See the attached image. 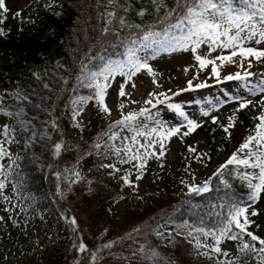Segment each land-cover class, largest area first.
Returning <instances> with one entry per match:
<instances>
[{
	"label": "snow or ice",
	"instance_id": "snow-or-ice-1",
	"mask_svg": "<svg viewBox=\"0 0 264 264\" xmlns=\"http://www.w3.org/2000/svg\"><path fill=\"white\" fill-rule=\"evenodd\" d=\"M137 2L141 3L139 9L133 6L132 0H97V7L102 6L104 9L99 13L104 21V26L100 29L101 35L111 34L115 37L116 43L108 42L107 46L101 43L100 51L95 56H88L85 61L80 62L76 75L77 86L90 89L91 94L72 99V119L75 121L84 111L83 106L90 101L94 102L97 109L105 116H111L112 108L106 99L113 81H116L117 77L122 78L117 89L120 118L109 123L108 129L103 133L107 140L97 142L93 147L97 150V154L101 148H104L106 152L118 158L116 163L103 165L112 172H121V167L118 165L130 166L124 169L120 179L125 186L135 190L137 187L135 182L143 178L148 161L158 160L165 155L167 141L175 136L183 139L202 126V122L189 118L182 104L173 102L172 98L182 92L209 87L206 81L193 83V79L198 80L200 72L206 69L210 70V78L215 79L217 83L240 82V88L247 95L238 93L229 96L228 101H219L218 104L222 106L223 103L235 101L238 104L235 112L258 105L260 110L259 114L253 117L256 121L254 126L247 130L248 134L236 151L219 165L212 176L199 184L195 183V177L192 183L186 181L181 183L187 187L189 197L202 196L212 191L214 177L221 178V183L228 186L227 181L222 177L231 166L232 174L244 182L248 189L246 201L219 205L222 211L213 213L216 216V223L211 227L203 224V218L200 225L185 221L176 224L175 227L188 229L187 235L195 240L194 247L197 253L214 260L215 264H264V237L249 230L255 223L251 217L259 215L255 205L264 198V73L257 74L249 70L253 67V61L257 64L264 63V47H257L264 45V0H171V3L168 0H147L151 11L143 5L142 0ZM55 3L56 0H47L44 7L51 9ZM8 11L5 0H0V24L4 22V14ZM130 12H135L142 22H130L127 16ZM55 15L58 16L60 13ZM146 15H155L156 20L144 22L143 18ZM20 16V12L15 13V17ZM125 30H127L126 34L122 35ZM4 35H6L4 29L0 28V36ZM108 47L121 48L122 51L115 56L105 55ZM189 51L196 61L192 67L196 68L197 72L193 79L188 80L186 88L177 91L172 89L149 91L147 98L143 100V106L125 111L129 104L140 103L131 98L133 91L127 90L129 86L132 90L137 89L134 78L138 74L146 72L152 78L154 88L163 87L158 82V74L150 61L156 60L163 54ZM94 60L100 63L93 64ZM232 65L243 71L228 73L222 77L220 69ZM184 71L187 73L188 68ZM253 76L258 78L252 81L250 78ZM36 78L40 79L38 75ZM61 79L65 84L68 83L63 77ZM43 87L47 89L49 85L45 83ZM10 95L20 106L13 105L14 110H9L4 106V97L0 96V116L15 121V123L0 124V161L5 158L9 160L7 166L0 163V195H3L6 182H11L13 166L19 167L17 160L21 159L11 152L10 146L20 143V137H24L25 146L30 147L38 138L44 139L48 136L46 130L38 133L32 120L25 119L28 112L24 103L32 104L29 96L19 89ZM257 96L260 97L259 100L249 98ZM159 106H164L174 113L180 122L170 124L160 118ZM35 107L40 106L35 105ZM211 110H218V105L213 104ZM211 110L202 108L201 115L209 117L213 124H218L230 137V129L236 124L235 112L228 117L225 124L218 116L211 115ZM49 115L51 116V113ZM50 126L56 128V121H51ZM75 126L81 125L77 123ZM117 141L119 144L116 143ZM61 149V143L53 142L54 154L59 155ZM187 150L193 154L197 153V149L193 146H189ZM202 157L211 159L207 153H203L202 156L196 155L195 158L203 162ZM75 175L79 177L78 172ZM56 176L59 179L60 173L57 172ZM17 187V184H13L14 189ZM57 193L59 194V186ZM3 199L8 200L9 197L3 196ZM185 203L191 205L192 202L188 200ZM69 223L73 226L77 225L76 218L70 217ZM174 223L171 217L165 221L166 225ZM157 235L163 237L164 233L157 231ZM168 235L170 236L171 233ZM201 237L204 239L202 240ZM209 238L212 243L206 242ZM226 241L235 242L237 253L235 256L221 247ZM110 246L104 245V247ZM78 249L80 252L87 250L83 243L78 245ZM158 255L157 252L152 251V257ZM170 264H175V261H171Z\"/></svg>",
	"mask_w": 264,
	"mask_h": 264
},
{
	"label": "rangeland",
	"instance_id": "rangeland-1",
	"mask_svg": "<svg viewBox=\"0 0 264 264\" xmlns=\"http://www.w3.org/2000/svg\"><path fill=\"white\" fill-rule=\"evenodd\" d=\"M26 2L27 0H5V5L9 10L5 15H11ZM257 47H264V45ZM215 54L213 53V55ZM150 63L158 74V82L163 87L154 88L152 78L146 72L138 74L134 78L137 89L132 90L129 86L127 90L133 91L131 98L140 101V103L129 104L125 111L139 109L143 106V100L147 98L149 91H167L168 89L177 91L186 88L188 80L193 79L197 72V69L192 67L196 61L190 51L175 52L171 55L163 54ZM185 68H188L187 73L184 71ZM249 70L257 74L264 73V63L257 64L253 61V67ZM220 71L223 77L228 73L243 70L232 65L224 67ZM209 72L210 70L206 69L200 72L198 80L193 79L194 84L206 81L209 87L182 92L179 96L172 98L173 102L182 104L183 110L189 118L202 122V126L183 139L175 136L167 141L165 155L158 160L150 159L148 161L143 178L135 182L137 185L135 190L125 186L120 179V176L124 174V169L130 166L118 165L121 167V172H112L111 169L103 167V165L116 163L118 158L110 152H106L104 148H101L97 154V150L93 147L97 142L107 140L103 133L108 129L109 123L120 118L117 89L122 78L117 77L116 81H113L106 99L112 108L111 116H105L97 109L94 102L90 101L83 106L84 111L74 121L72 119V104L71 102L68 104L64 115L66 128L60 142L62 144L61 151L82 146L84 154L74 166L60 173L59 179L56 176L59 195L65 196L77 181L87 180L89 191L98 190L94 192L96 196L93 209L96 211L93 215L97 216V213H101L110 223V225L106 224L101 232L94 230L93 224L89 223V233L80 239V243L85 244L87 250L80 252L79 244H76L73 264H157L154 262L156 257H152L153 250L159 254L158 256L173 252L185 264H215L214 260L197 253L194 247L195 240L187 235V229L171 231L164 228V236L154 240L142 238L137 231L139 228L137 222L141 221L147 213L166 203L172 194L181 188L185 190V184H182L181 181L192 183L193 177H195V183L199 184L206 180L220 164L224 163L236 151L248 134L247 130L254 126L253 117L258 115V105L235 112L238 107L235 101L223 103L222 106L218 104L219 101H228L229 96H235L238 93L247 95L240 88V82L217 83L215 79L210 78ZM257 78L258 76H253L250 79L255 81ZM79 90L81 96L91 94V90L86 87L80 86ZM249 98L260 99L259 96ZM213 104L218 105V110H211ZM159 107L160 118L167 120L170 124L180 122L174 113L164 106ZM202 108L211 110V115L218 116L223 123L234 112L236 118L243 119L235 125L232 136L229 137L230 142H237L231 151L218 145V141L224 140L228 136L218 124H213L209 117L201 115ZM77 123L81 126L76 127ZM116 143L119 144V141ZM189 146L195 147L197 153L188 152ZM10 150L16 154V144H12ZM203 153H207L211 159L202 157L203 162H199L195 157L196 155L202 156ZM0 163L7 166L9 160L5 158ZM77 172L79 177L75 175ZM12 190V183L6 182L3 195H0V264H51L43 248L57 231V212L25 213L26 205L13 194ZM100 192H103L104 195H100ZM3 196L9 197V199L5 200ZM255 208L259 211V215L251 217L255 223L249 230L264 237V198L255 205ZM257 225H259L258 228ZM169 233H171L170 236ZM172 236L175 237L174 240ZM119 239L123 240L120 244H118ZM201 239L204 238L201 237ZM206 242L212 243L210 238ZM106 244L111 246L104 247ZM94 245L96 247H92ZM221 247L229 251L232 256L237 254L236 247L230 242H225ZM104 249L106 252L103 251Z\"/></svg>",
	"mask_w": 264,
	"mask_h": 264
},
{
	"label": "trees",
	"instance_id": "trees-1",
	"mask_svg": "<svg viewBox=\"0 0 264 264\" xmlns=\"http://www.w3.org/2000/svg\"><path fill=\"white\" fill-rule=\"evenodd\" d=\"M46 2L47 0H27L25 5L11 15L4 14V22L0 27L6 33L0 36V96L4 97V106L14 110L13 105H20L10 93L22 90L32 101V104L24 103L28 112L25 119L32 120L38 133L45 130L48 133L47 137L38 138L30 147L25 146L24 137L19 138L21 142L16 144V155L21 159L17 160L19 167H14L10 176L12 185L17 184L18 187L13 188L12 192L26 205L25 213L57 212V231L43 249L51 264H73L75 245L80 244L81 237L89 233V223L98 232L110 223L101 213H97L98 217L93 215L96 211L93 209L96 196L94 192L98 190L89 191L87 180L74 183L65 196L57 193L56 173L74 166L84 150L82 146H77L63 149L56 155L53 142L60 143L65 134L64 115L68 104L81 96L80 86H77L76 81L80 62L85 61L88 56H95L100 51L101 43L107 46L108 42L116 43V39L111 34L101 35L100 29L104 26V21L99 13L104 9L102 6L97 7V0H56L51 9L44 7ZM168 2L171 3V0ZM132 3L136 9L141 7L137 0H132ZM142 3L151 11L147 0H142ZM17 12L21 13L19 18L15 17ZM127 16L132 23L142 22L135 12H130ZM143 20L153 22L156 16L146 15ZM121 51V48L108 47L104 54L115 56ZM92 63L100 62L94 60ZM37 75L40 79L36 78ZM61 77L68 83L65 84ZM45 83L49 88L43 87ZM53 120L56 121V128L50 126ZM241 120L243 119L236 118V124ZM7 123L15 121L0 116V124ZM230 132L232 136L233 128ZM217 143L221 148L231 151L237 142H230L228 137ZM210 176L212 173L208 177ZM222 179L227 181V187L221 183V178L214 177L212 191L202 196L189 197L187 187L173 193L166 203L151 210L141 221L137 220L138 234L142 238L154 240L160 237L157 231L163 232L164 228L180 231L182 229H177L176 224L186 221L200 225L202 218L205 226H213L216 223L213 213L222 211L219 205L245 202L248 192L244 182L232 174L231 166ZM100 195L104 193L100 192ZM188 200H191V205L185 203ZM70 217L76 218L77 225H70ZM169 217L174 224H165ZM159 225L165 226L158 227ZM172 239L175 237L172 236ZM122 241L119 239L118 244ZM226 242L235 246V242ZM103 251L106 252V249ZM155 260L157 264H170L171 261L185 264L173 252L157 256Z\"/></svg>",
	"mask_w": 264,
	"mask_h": 264
}]
</instances>
